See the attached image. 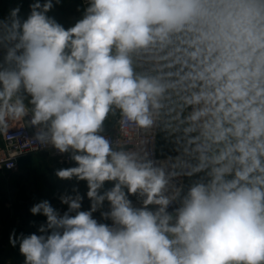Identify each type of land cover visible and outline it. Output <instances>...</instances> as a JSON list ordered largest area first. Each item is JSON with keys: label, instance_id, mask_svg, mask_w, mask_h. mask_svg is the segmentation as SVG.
Listing matches in <instances>:
<instances>
[{"label": "clouds", "instance_id": "clouds-1", "mask_svg": "<svg viewBox=\"0 0 264 264\" xmlns=\"http://www.w3.org/2000/svg\"><path fill=\"white\" fill-rule=\"evenodd\" d=\"M30 7L0 21V132L31 113L92 204L34 205L52 231L21 237L25 264H264V0H89L67 30L52 0ZM157 133L175 156L152 158ZM181 176L197 177L186 194ZM105 200L111 226L92 215Z\"/></svg>", "mask_w": 264, "mask_h": 264}, {"label": "crops", "instance_id": "crops-1", "mask_svg": "<svg viewBox=\"0 0 264 264\" xmlns=\"http://www.w3.org/2000/svg\"><path fill=\"white\" fill-rule=\"evenodd\" d=\"M39 2L41 5L46 0H0V21H9L13 9H19L17 14L21 24L31 14V5ZM53 7L45 15L62 25L65 30L73 27L81 20L89 0H52ZM2 63L6 56V49L0 47ZM26 103L28 100L26 99ZM115 122V117H110L105 122V131L110 129ZM156 152L162 156H175L172 145L167 142L163 133H157ZM73 160L66 167L57 165L55 159L48 152H37L25 155L19 160L15 171H0V264H25V256L20 252V239L31 234L51 235V229L41 233V226L46 228L47 217L42 213L32 214L30 209L43 201H48L61 216L68 212L69 206L62 203L64 197H82L79 211H89L92 201L87 196L88 185L86 180L73 176L62 179L56 175L57 171L77 167ZM201 175V174H198ZM196 176L188 178L183 186L186 194ZM115 181H106L99 194L115 186ZM127 193V189H125ZM134 196L129 194V197ZM105 211L101 207L93 212V218L99 223H105L102 216ZM75 213H70L74 215ZM10 237L16 240L15 246L10 242Z\"/></svg>", "mask_w": 264, "mask_h": 264}, {"label": "built area", "instance_id": "built-area-1", "mask_svg": "<svg viewBox=\"0 0 264 264\" xmlns=\"http://www.w3.org/2000/svg\"><path fill=\"white\" fill-rule=\"evenodd\" d=\"M1 56L2 52L0 51V57ZM0 63H2L1 59ZM30 119L31 113H29V115L26 116L19 124L10 127L7 134L0 132V171H15L18 167L20 158L25 155L34 154L37 152H48L55 159L57 165L61 167L71 165L74 160L72 159L71 151L60 153L51 144L41 145L38 141H36L35 135L38 131V126H32L29 123ZM25 120H27L28 126H26ZM102 135L109 138L113 142V146H115V142L117 140L123 139L120 133L118 115L115 117L113 126L110 129L104 131ZM156 137L157 135L155 136L154 141L149 143L148 149L152 152L153 159L157 161H164L169 156H162L157 154L155 148ZM188 178L189 177L186 176L177 177L175 178L174 183L177 186H184ZM128 198L131 200L134 207H143V198L139 197L138 195H134ZM173 206L178 207L179 204L174 203L169 209H171ZM148 207L150 209H154L158 206L149 205ZM105 209L110 212L111 206L109 202L107 203V205H105ZM104 224H108L109 226H111L113 224V221L109 218Z\"/></svg>", "mask_w": 264, "mask_h": 264}, {"label": "rangeland", "instance_id": "rangeland-1", "mask_svg": "<svg viewBox=\"0 0 264 264\" xmlns=\"http://www.w3.org/2000/svg\"><path fill=\"white\" fill-rule=\"evenodd\" d=\"M108 201L105 200L101 206L102 210L105 211V212H108V210L105 209V205H107Z\"/></svg>", "mask_w": 264, "mask_h": 264}, {"label": "water", "instance_id": "water-1", "mask_svg": "<svg viewBox=\"0 0 264 264\" xmlns=\"http://www.w3.org/2000/svg\"><path fill=\"white\" fill-rule=\"evenodd\" d=\"M25 124H26V126H28V124H27V120H25ZM174 208H176V207L173 206L171 209H169V211L172 212V211L174 210Z\"/></svg>", "mask_w": 264, "mask_h": 264}]
</instances>
